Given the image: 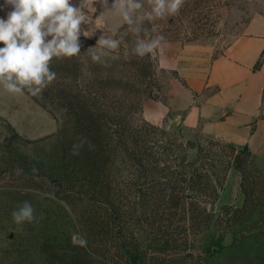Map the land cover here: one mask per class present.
<instances>
[{
  "label": "rangeland",
  "instance_id": "rangeland-1",
  "mask_svg": "<svg viewBox=\"0 0 264 264\" xmlns=\"http://www.w3.org/2000/svg\"><path fill=\"white\" fill-rule=\"evenodd\" d=\"M93 7L80 54L53 58L41 94L0 85V264H264V159L144 113L167 98L173 74L157 68L173 43L218 56L264 20V0H184L156 22L167 42L156 58L125 60L122 45L107 66L88 51L126 25ZM9 11L0 0V18ZM84 139L94 147L73 155ZM24 201L37 221L17 225Z\"/></svg>",
  "mask_w": 264,
  "mask_h": 264
},
{
  "label": "clouds",
  "instance_id": "clouds-1",
  "mask_svg": "<svg viewBox=\"0 0 264 264\" xmlns=\"http://www.w3.org/2000/svg\"><path fill=\"white\" fill-rule=\"evenodd\" d=\"M96 3L126 25L122 32L113 34L116 38L102 32L88 51L92 62L107 66L105 58L119 59L122 45L125 60L156 58L167 43L156 22L176 15L184 0H112L110 5L109 0H79L78 6L72 0H5L11 11L7 19L0 18V85L4 90L20 95L25 91L32 96L41 94L56 79L50 68L53 58L80 54L81 25L87 16L84 10L96 11ZM146 21L150 28L144 26ZM130 35L134 37L132 47L126 43ZM166 68V63L159 61L157 73ZM85 143L89 142L84 139L73 145V155H79ZM93 147L89 143V148ZM12 217L17 225L37 221L30 201H24Z\"/></svg>",
  "mask_w": 264,
  "mask_h": 264
},
{
  "label": "crops",
  "instance_id": "crops-1",
  "mask_svg": "<svg viewBox=\"0 0 264 264\" xmlns=\"http://www.w3.org/2000/svg\"><path fill=\"white\" fill-rule=\"evenodd\" d=\"M264 20L254 21L224 53L173 43L166 100L145 104V117L178 123L264 159Z\"/></svg>",
  "mask_w": 264,
  "mask_h": 264
},
{
  "label": "trees",
  "instance_id": "trees-1",
  "mask_svg": "<svg viewBox=\"0 0 264 264\" xmlns=\"http://www.w3.org/2000/svg\"><path fill=\"white\" fill-rule=\"evenodd\" d=\"M263 60H264V52H263V54L261 55V58H260V60H259L258 63H257L256 69H258V68L260 67V65L262 64ZM244 148H245L247 151H249L248 147H244ZM249 152H250V151H249ZM250 153H251V152H250ZM199 161H200V157L197 158V159H195L192 163L196 164V163H198Z\"/></svg>",
  "mask_w": 264,
  "mask_h": 264
}]
</instances>
